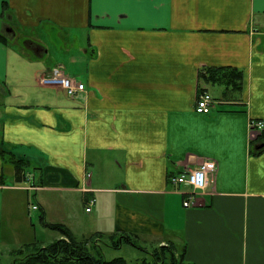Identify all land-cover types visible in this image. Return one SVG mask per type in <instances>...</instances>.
<instances>
[{
	"label": "crops",
	"instance_id": "1",
	"mask_svg": "<svg viewBox=\"0 0 264 264\" xmlns=\"http://www.w3.org/2000/svg\"><path fill=\"white\" fill-rule=\"evenodd\" d=\"M48 30L61 51L51 64ZM54 68L85 90L42 85ZM206 69L218 70L212 82ZM203 91L209 113L195 107ZM252 119L264 121V0H0V240L43 243L33 198L45 229L172 243L194 264H264V140ZM9 156L25 160L28 181ZM205 161L217 179L186 207L191 188L170 177Z\"/></svg>",
	"mask_w": 264,
	"mask_h": 264
},
{
	"label": "trees",
	"instance_id": "2",
	"mask_svg": "<svg viewBox=\"0 0 264 264\" xmlns=\"http://www.w3.org/2000/svg\"><path fill=\"white\" fill-rule=\"evenodd\" d=\"M217 73V69H206L205 73L202 72L201 75L212 82L214 78H217ZM261 136L264 140V130L261 132ZM7 154L6 150L0 147V155L6 156ZM9 157L17 175L19 176L20 173L26 174L25 160L16 158L17 161H15L12 160V156ZM23 163H25V167L22 168ZM19 179H22L21 176ZM47 226L59 230L61 237L49 245H39L33 248L27 245L24 249L14 250L12 252L13 264H129L123 256L112 259L105 257L104 244L119 249L124 243H129L148 255V258L143 257L134 264H194L186 259L185 252H178L172 243L159 245L148 250V248L139 244L132 234L113 235L110 236V241H108L103 239L101 234L79 238L66 226L59 223L47 224ZM99 239H103L105 243L99 244Z\"/></svg>",
	"mask_w": 264,
	"mask_h": 264
},
{
	"label": "built area",
	"instance_id": "3",
	"mask_svg": "<svg viewBox=\"0 0 264 264\" xmlns=\"http://www.w3.org/2000/svg\"><path fill=\"white\" fill-rule=\"evenodd\" d=\"M41 81L46 84L54 83V86H62L70 96H74L76 93L84 91L86 88L84 82L64 74L61 68H54V70L50 74L44 76ZM213 103L214 99L212 95L207 91H203L198 95L195 107L198 112L209 113L213 107ZM249 127L251 130L263 131L264 121L252 119ZM216 168L217 166L214 162L205 161L191 170H185L176 176L170 177V181L174 186L184 185L191 188L190 191L185 192L187 198L184 200V205L186 207L195 204L193 198L195 194L203 192L208 185L216 181ZM95 203L96 198L94 196L89 197L86 201V211L90 212ZM31 207L36 209L37 205L33 204Z\"/></svg>",
	"mask_w": 264,
	"mask_h": 264
},
{
	"label": "rangeland",
	"instance_id": "4",
	"mask_svg": "<svg viewBox=\"0 0 264 264\" xmlns=\"http://www.w3.org/2000/svg\"><path fill=\"white\" fill-rule=\"evenodd\" d=\"M41 35L44 36L48 40L47 45L50 46L52 52L55 53L49 57L48 63H50V64L54 63L53 62L54 61L53 56L57 55V57H59L61 55V53H60L61 51L59 50L60 40L58 39V37L52 36L51 30H48L47 32H40V36ZM28 53H30V52H28ZM50 73L51 72H49L48 74H50ZM48 74L40 75L38 80L44 86H54L53 85L54 83L53 84L42 83V81H41L42 78ZM55 85H58V84H55ZM19 87H21L25 90L35 91L33 89H29L26 83L20 84ZM59 87L63 88L62 86H59ZM64 91H65V89H64ZM12 160L17 161V159L14 157L12 158ZM23 166L25 167V163H23L21 167L23 168ZM19 176H21V178H25L27 181L29 180L28 179L29 176H26L25 174L23 175L22 173H20ZM216 179H217V177H216ZM33 200L34 199L32 198V200H30V201L33 202ZM63 207H64V204H63L62 208ZM65 207L68 208L69 210H72L73 214H76L77 216L80 212L83 215V213H82L84 210L83 204H82V209H80V203L73 202L71 200L69 204H65ZM33 213H35V214L33 215ZM31 214L33 215V216H31V219L37 226V229L34 232L36 233L37 238L39 240H43V243L41 244L38 242H32V243H26V244L20 246L19 244H14L15 241L12 242L11 240L5 239L4 238L5 236L3 235L2 240H0V264H11L12 261L14 262V257L12 254V252L14 250L24 249L27 245H30L32 248L35 246H39V245H46V244L49 245V244H51V242H53V240L51 239L52 238L51 236L57 237V234H60V236H61V233L59 232V230L43 228L44 226L39 221V219H40V216H38L39 212L31 211ZM14 217H15V220H13V225L14 226L17 225L19 228H22V225L18 222V220H16L17 216H14ZM78 220L79 219H77L76 221H78ZM71 223H73V220ZM29 227H31V222H28V228ZM28 228H23V229H25L26 233H28L29 235L32 236V238L30 240L35 241L36 239L33 235V232L28 231ZM4 240H7V242H4ZM18 241H22V239L18 240ZM103 243H105L104 240L99 239V244L102 245ZM103 248H104V252H105V257L107 259H112V258H115L118 256H123V257H125V259L128 260L129 264H134L136 261L141 260V257L143 258V256L145 255V253L142 250L134 247L133 245H130L129 243H124L123 246L119 249L114 248L112 246L105 245V244L103 245Z\"/></svg>",
	"mask_w": 264,
	"mask_h": 264
}]
</instances>
